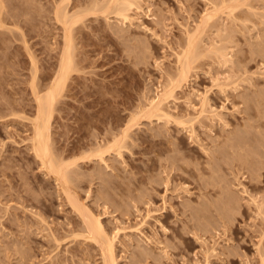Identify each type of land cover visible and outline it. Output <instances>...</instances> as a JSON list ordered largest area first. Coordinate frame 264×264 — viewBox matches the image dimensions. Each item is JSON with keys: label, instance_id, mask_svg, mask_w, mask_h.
Here are the masks:
<instances>
[{"label": "rangeland", "instance_id": "obj_1", "mask_svg": "<svg viewBox=\"0 0 264 264\" xmlns=\"http://www.w3.org/2000/svg\"><path fill=\"white\" fill-rule=\"evenodd\" d=\"M105 1L0 0V264H106L80 205L115 264H264V0H128L123 23ZM63 10L74 64L47 132L65 179L30 138ZM191 33L200 53L174 85ZM170 83L168 117L141 115Z\"/></svg>", "mask_w": 264, "mask_h": 264}, {"label": "bare ground", "instance_id": "obj_2", "mask_svg": "<svg viewBox=\"0 0 264 264\" xmlns=\"http://www.w3.org/2000/svg\"><path fill=\"white\" fill-rule=\"evenodd\" d=\"M233 1H235V0H233ZM105 2H106L105 6L103 4H102L103 6L101 5L103 8L101 6H99L100 8H102V10H101L102 12H107L106 10H108L109 13L111 12V13H114V15L116 14L118 16V18L121 17L122 23H123V21L127 20L129 15L126 13V11L131 7L130 4H132V3H130L128 0H107ZM235 2H237V1H235ZM233 7H235V6H233ZM100 8H98V9L100 10ZM228 10H229V8H228ZM230 10H232L231 7H230ZM90 11H92V10L90 9ZM73 13H76V12H73ZM73 13H71V16H70L67 14V12L65 10H63V11H60V15H58V17L60 16L61 22L66 27V30H64L65 33L63 34L64 35V37H63L64 43L62 45L63 48H62L61 56L59 58L60 59L59 67H58V71L56 72L55 77L51 80V82H49V84H48L49 86L48 87L46 86L47 87V88H45L46 90L42 91L43 93L41 92L42 89L39 90V88H37V89L33 88V91H34L33 95H34L35 104H36V107H35L36 113L34 116V118H35L34 121L32 120V122H33L32 123V125H33L32 129L33 130H32V135L30 137L31 138V146L33 147L34 153H36V155L39 156V159H41L40 160L41 163H43V165H46L45 167L47 168V170L49 172L52 171L53 174H55V178L62 177L64 179H65V175L67 173L68 164H65L64 163L65 161L63 162L62 159L61 160L58 159L59 157L57 158L58 160L54 159L56 157L53 158L51 155V151H50V147H49L50 144L48 143V140H49V137H48V134H49L48 133L49 132L48 125L49 124H48V122H49V118L52 114L51 109L53 108L52 107L53 103L57 99V97H59L60 93L62 92L61 90H63L64 82H65L66 78L68 77L69 72H71V70L73 69V64H74L73 49H74V46L72 45L73 42L71 40L70 31H71V27H72L71 25L78 18V16L77 17L75 16L76 14L72 15ZM78 13H80V12H78ZM209 13L207 14L208 15L207 17L211 18L212 16ZM77 15H79V14H77ZM212 15H213V13H212ZM231 16H232V14H231ZM79 17L81 18L82 16H79ZM205 19H207L206 15H205ZM186 37H188V39L186 38L188 40V41L186 40V42H187V45L185 44L186 47L183 48V50H181L182 52L179 55L177 54L178 56H176L177 57V59H176L177 63L176 64L178 66L177 70H176L177 75L174 79L171 80L173 83L175 81L174 85H176V83L179 85L180 82L186 80V77L188 76V72L191 68L192 60L195 58V56L197 54L199 55V53H200L197 51L198 49L197 50L195 49L196 48V46L194 44L195 43L194 39L196 40L195 33H191ZM72 39H73V37H72ZM220 55L222 56V53ZM169 85L172 86L173 84L170 83ZM174 85L171 88H166L165 90L162 89L163 91L161 90L160 94L158 93L157 97L151 99L147 103L148 104L147 108L143 109L141 115H145L147 117L156 116L158 118L160 116L168 117V115L170 113H167L164 110L163 104L165 102V99L169 95H171V93L173 92L172 88L175 87ZM200 100H201L202 105L205 104V96L201 97ZM165 107H167V106L165 105ZM201 111H203V109H201ZM126 135H127V127L122 129L121 134L112 138L111 141H107V144L105 145L104 148L101 149V148L97 147V150L96 151L94 150L95 154L98 156V158L102 159L103 152L105 150H115L119 153L120 149L122 147H124L123 141H124ZM238 144L240 145V142ZM234 145L232 147H234ZM238 147H240V146H238ZM66 182H68V181H66ZM57 183H59V182H57ZM66 196L69 197L70 195L68 196V194H67ZM70 199H71V197H70ZM70 199H68V200H70ZM71 205H72V202H71ZM77 205L79 206V204H77ZM81 206L82 205H80L77 208L74 205L73 207L75 209L77 208L76 209V210H78L77 212L82 217V221L85 224V229H86V234H87L86 237L90 238V240L92 239V240L98 241L100 246L103 249L102 251L105 252V256H106V254H108L107 255L108 258H107V256L105 257V259L107 258V260H105L106 264H115V260H114L113 254H112V239L107 236L99 216L94 215V214H90L89 211H85L83 209V207H81ZM103 263H104V261H103Z\"/></svg>", "mask_w": 264, "mask_h": 264}]
</instances>
